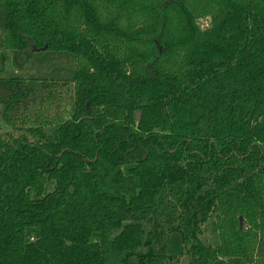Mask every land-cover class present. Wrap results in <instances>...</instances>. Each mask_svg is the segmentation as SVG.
<instances>
[{"label":"trees","instance_id":"16d2710c","mask_svg":"<svg viewBox=\"0 0 264 264\" xmlns=\"http://www.w3.org/2000/svg\"><path fill=\"white\" fill-rule=\"evenodd\" d=\"M9 57L0 264H264V0H0Z\"/></svg>","mask_w":264,"mask_h":264},{"label":"rangeland","instance_id":"374dc122","mask_svg":"<svg viewBox=\"0 0 264 264\" xmlns=\"http://www.w3.org/2000/svg\"><path fill=\"white\" fill-rule=\"evenodd\" d=\"M208 23V22H207ZM204 25V22L202 23ZM10 57H12L10 55ZM8 60V63L4 66L1 65L0 60V76L7 77L13 74L15 71L11 66V58ZM71 87H61L59 89V94L57 95V99L54 103L51 104H44L40 107H35L32 105L31 115L39 114L40 119L43 122L44 119L48 118L49 120L57 121L58 118L62 120L68 119L71 113L72 107V98H73V86ZM1 111V107H0ZM36 116H31L32 121H34ZM29 122V121H28ZM20 126V125H19ZM0 133L1 134H17L18 131L13 128L12 126L7 125L0 115ZM54 188V183H48L47 190H52ZM96 238V237H95ZM202 240L206 243L216 244L217 243V232L214 227V221L211 220L206 223L203 227V235L201 236ZM163 246L166 247V251L170 255L177 256L179 259V263L177 264H189L188 257L183 253V245L181 241V237L178 234H170L166 236L162 243Z\"/></svg>","mask_w":264,"mask_h":264},{"label":"water","instance_id":"95a60500","mask_svg":"<svg viewBox=\"0 0 264 264\" xmlns=\"http://www.w3.org/2000/svg\"><path fill=\"white\" fill-rule=\"evenodd\" d=\"M136 118H137V119H139V118H140V113H139V112L137 113V116H136Z\"/></svg>","mask_w":264,"mask_h":264}]
</instances>
